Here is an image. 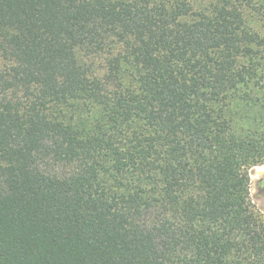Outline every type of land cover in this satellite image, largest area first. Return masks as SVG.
Instances as JSON below:
<instances>
[{
	"label": "trees",
	"instance_id": "trees-1",
	"mask_svg": "<svg viewBox=\"0 0 264 264\" xmlns=\"http://www.w3.org/2000/svg\"><path fill=\"white\" fill-rule=\"evenodd\" d=\"M264 0H0V264H264Z\"/></svg>",
	"mask_w": 264,
	"mask_h": 264
},
{
	"label": "rangeland",
	"instance_id": "rangeland-1",
	"mask_svg": "<svg viewBox=\"0 0 264 264\" xmlns=\"http://www.w3.org/2000/svg\"><path fill=\"white\" fill-rule=\"evenodd\" d=\"M249 172L253 200L264 214V164L253 166Z\"/></svg>",
	"mask_w": 264,
	"mask_h": 264
}]
</instances>
